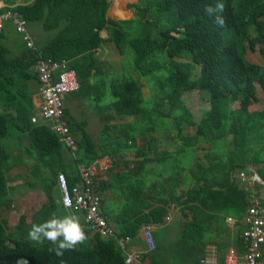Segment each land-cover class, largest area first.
<instances>
[{"label":"trees","instance_id":"16d2710c","mask_svg":"<svg viewBox=\"0 0 264 264\" xmlns=\"http://www.w3.org/2000/svg\"><path fill=\"white\" fill-rule=\"evenodd\" d=\"M0 1L6 5L0 13L11 10L28 24L40 23L45 31L55 30L37 45V50L24 44L25 48L14 56L2 43L4 27L0 32V208H9L8 195L15 191V179L26 177L7 176L23 158L11 160L18 155L2 142L10 136H15L21 145L19 155L34 160L29 170L33 178L27 176L24 180L30 188H41L44 194L32 218L27 221L20 214L12 231L7 230V220L0 217V264H24L25 260L27 264H61V260L63 264H126L125 251L117 240L135 237L141 225L161 222L172 203L185 205L191 220L184 223L178 238L162 244L155 240V247L147 248L142 258L149 264H193L213 221L219 223L229 216L240 222L247 205L246 192L233 174L264 163L260 153L264 144V107L249 110L259 101L257 86L264 91V64L246 58L251 39L264 56V0H223V27L204 11L206 4L215 5L217 0H138L129 4L134 14L130 19L107 17L108 0H24V4H18V0ZM104 28L107 40L123 56L118 78L100 56L103 42H108L100 36ZM46 59L64 60L75 70L79 88L67 98L84 99L98 115L103 122L100 141L96 142L88 132L87 120L77 118L67 106L68 127L77 144L73 153L47 124L31 121L37 92L33 85H38L33 67L38 60ZM141 78L156 81L154 111L159 121H170L168 130L184 141L182 149L197 146L202 138L211 142L216 159L190 169V178L180 194L176 186L183 177L181 173L178 178H164L158 197L151 195L150 189L145 190L143 182L135 185L132 171L110 174L95 189L101 195V213L117 225L115 235L102 237L84 227L87 239L63 257H56L48 252V242H30L27 232L32 224L58 216V212L70 213L60 203L58 173L65 175L71 187L79 180L78 168L100 158L107 157L115 164L124 151L133 150L135 156L145 158L139 161L145 165L152 152L161 159L171 156L169 152H157V142H163L155 136L145 148L136 145L137 138L147 139L146 133L155 132L159 125L152 124L151 111L143 106L145 84ZM186 92L187 103L193 94H198L199 109H205L198 120L182 98ZM234 103L238 107L234 108ZM162 104L166 105L165 112L160 110ZM117 115L130 116L132 120L117 125L113 122ZM190 126H195L194 133H182ZM167 134L170 138L171 132ZM255 171L264 177L263 166ZM109 187L119 190L123 198L122 210L116 215L102 209V195ZM236 246L241 253L240 236Z\"/></svg>","mask_w":264,"mask_h":264},{"label":"built area","instance_id":"2783aa9c","mask_svg":"<svg viewBox=\"0 0 264 264\" xmlns=\"http://www.w3.org/2000/svg\"><path fill=\"white\" fill-rule=\"evenodd\" d=\"M8 20L12 21L16 32L22 35L27 47L35 49L27 31V22L14 11L6 10L0 13V32L3 23ZM34 70L38 78L41 101L31 121L47 124L58 135L59 141L73 153L77 144L68 127L65 108L67 96L79 88L76 72L68 67L66 61L51 59L38 60ZM109 169L108 163L97 160L88 166H81L78 168L79 180L71 187L62 172L56 176L61 205L67 210L82 213L87 229L102 237L115 235L114 227L101 213V195L95 189L97 183L108 180ZM237 178L241 186L248 191L249 200L243 217L245 227L240 234L243 251L240 253L238 249L230 248L221 263L214 258L203 257L198 264H264V177L255 170H241L237 173ZM65 201L69 206H65ZM143 238L148 249L155 247L152 227H144ZM128 239L129 237L125 236L117 240L123 250ZM135 259L133 255L126 254L125 263L133 264Z\"/></svg>","mask_w":264,"mask_h":264},{"label":"crops","instance_id":"0c3cea01","mask_svg":"<svg viewBox=\"0 0 264 264\" xmlns=\"http://www.w3.org/2000/svg\"><path fill=\"white\" fill-rule=\"evenodd\" d=\"M122 2L123 0H114V2L112 1L113 4H111L109 8V11H108L109 14H112V16L114 17H123V15H121L123 14L121 12ZM17 3L24 4L26 2L24 0H18ZM116 4L118 7L116 6ZM4 7H6V5L2 1H0V10H2ZM106 15L107 17H109L108 13ZM113 19H119V18H113ZM29 25L30 24L28 23L26 25L27 31L29 32L32 38V41L34 43V47L37 50L38 48L37 45H40L44 41H46L44 40L45 39L44 32L42 31L43 29L40 23H38V25L35 27H33V25L32 27ZM3 27H4V39L2 43L9 49L10 51L9 55L14 56L20 53L21 50H23L26 45L25 41L22 38V35L16 32L15 27L11 20L5 21L3 23ZM104 29L107 31L106 28ZM101 31H100V36L104 38L105 40H107V38L102 36ZM107 34H108V31H107ZM104 43L105 42H103L102 46L104 45ZM34 68H35V65L33 67V70ZM33 86L37 87V92L33 96L35 106L37 107L41 101L39 91H38L39 83L38 85L34 84ZM145 98L146 97L144 94V99ZM68 100H71V98L70 97L66 98V101ZM85 103L87 104L86 101ZM250 106H249L250 111L259 110L257 108L250 109ZM233 107L234 108L238 107V103L234 104ZM197 110L202 111L199 108ZM117 116L130 117L126 115H117ZM186 128H189V127L184 128L183 130L184 134L190 135L194 132V130L193 131H191V129L186 130ZM151 133H154V132H151ZM173 133L175 134V132H172L170 135V138H168L169 136L168 134H166L165 135L166 140H164V142L161 141L163 143L157 142V147H158L157 152L158 153L162 151L171 153V156L165 159L158 158L159 156L156 157L154 152H152L147 157L148 162L145 165H141L139 162L145 158L137 157L135 155L132 156V158L117 157L115 159V162H116L115 164H113V162L110 161L107 157L100 158L97 161H100L101 163H108L110 165L109 175L111 174L112 176H115L120 173L125 174V173L132 171L134 173L132 181L135 183V185L143 182L144 189L145 190L150 189V194L155 197H158L157 193L159 192V186L162 183H164L165 177H167L168 175H177V178H178L179 176L178 173H181L183 177L180 181L177 182V186H176V192L177 194H180L183 191L185 184L188 183V180L190 178L189 177L190 169H194L197 163L209 165L210 164L209 159H211L212 161H215L216 155L215 153L212 152L211 142H206L202 138L199 139L197 146H194V147L185 146L182 149L181 144L184 143V141L181 142L178 139H176L175 138L176 136L173 135ZM153 136L154 135L151 134L149 139H145V140H140L139 138H137L136 145L140 147L141 149L145 148L146 146H148V143H149L148 141L149 140L151 141L152 140L151 138ZM137 142L139 143L137 144ZM18 167L19 166L13 167L10 171L15 169L16 172H13V174L9 176V173H10L9 171L7 176L9 178H12L20 174V171H18L17 169ZM247 170L251 171L254 169L250 168L249 166ZM109 175H108V178H109ZM233 177L236 178L237 181L240 182V180L237 178V173L233 174ZM239 185L241 186L240 183ZM242 188L244 189V187ZM244 190L246 192L247 205L245 207L244 214L242 218L240 219V222L238 223L235 218L229 217V216H225L224 219L221 220L219 223H217L216 221H213L210 231L205 236H203L202 242H205V245L201 246V248L198 250L199 255L203 253V256L199 257L197 253V257H195V260H193V264H198L200 259H202L203 257H211L221 263L223 261L225 254L228 252L230 248L237 249L236 245H237L238 237L240 236L242 229L245 227L243 223V217L245 215L247 206L249 204L248 191L246 189ZM262 190H264V188H262ZM122 205H123V198L119 190L111 189L109 187V189L102 195V209L109 215H116L117 213H119L122 210ZM185 207L186 206L183 204H176V203L170 204V206L168 207V212L162 218L161 222H159L158 224L147 223V224L141 225L138 230L137 235L135 237H129V239L126 240L125 248H124L126 254L133 255L134 257H136L133 264H149L147 259L142 258L143 254L147 251V245L143 238L144 227L147 225L152 227V234L154 237V241L156 240L157 244H162L166 241H170L175 238H178L181 234V229L184 223L191 220V213L187 209H185ZM69 212L70 213L68 214H74L79 217L80 223L82 227L84 228L85 223H84L82 213H80L77 210H72V211L69 210ZM183 212H186L188 214L184 215ZM64 215H67V214L62 213V214H59L58 216L63 217ZM109 223L114 227L115 233H116L117 225L113 223L112 221H109ZM195 253L196 251L194 252V254Z\"/></svg>","mask_w":264,"mask_h":264},{"label":"rangeland","instance_id":"374dc122","mask_svg":"<svg viewBox=\"0 0 264 264\" xmlns=\"http://www.w3.org/2000/svg\"><path fill=\"white\" fill-rule=\"evenodd\" d=\"M112 1L114 2V0H108L109 7L107 10V13L109 17L119 18V19H130L134 17L133 9L129 7V4L135 3L138 0H123L121 4L122 13H123L121 15H123V17H114L112 16V14H109L108 11H109L111 4H113ZM32 25L33 27H35L38 25V23H30L29 26L32 27ZM42 31L44 32V36H45L44 40H47L55 33V30H50V31L42 30ZM101 34L105 38L108 37L107 31L105 29L101 31ZM100 56L104 58L110 64L111 71L113 72L114 76L116 78L120 77L122 73L121 59L123 56H121L116 45L113 42H109V41L105 42L100 50ZM246 58L258 64H264V56L260 52L259 47L257 46V44L255 43L253 39H251L248 42V50L246 53ZM141 80L144 81V84H145L143 91H144L146 100L143 102V106L147 108L149 107L151 111L150 121H152V124L153 123L159 124L155 126L156 132L146 133V138L149 139V137L152 134L158 139L161 138V141L164 142V140H166L165 135L167 134V132L172 133V131L168 130L170 127V121L167 118L161 119V121H159V119L156 116V111H154L153 99L154 97L156 98V95H155L156 90H157L156 81L151 78H148V79L141 78ZM188 93L189 92L184 93L182 98L185 101L186 105H189L188 107L192 111V113L193 111H195V114L193 116L195 120H198L200 118L199 116L202 115V112L205 109L203 111L197 110L199 107H201V105L198 104L199 103L198 94H193L192 100H189L188 102L189 104H188L186 100V96ZM257 94L259 97V101L252 104L250 106V109H254V108L262 109L264 107V91H262V89L259 86H257ZM66 106L69 107L72 114H74L77 118L87 120L88 132L90 133V135L96 142L100 141L101 140L100 130L103 125V122L99 119L96 113L90 110L89 106L85 103V101L80 98H72L71 100L66 101ZM160 110L165 112L166 105L162 104V106L160 107ZM128 120L130 121L131 118L125 117V116H115V119L113 122L118 125L119 123H122ZM161 125L165 127L164 128L165 130L162 129ZM188 129H191V131L194 130L195 132L194 126L186 128V130ZM14 132L16 133V131ZM182 133L184 132L182 131ZM2 142H3V145H6L13 154L18 155V156H12L11 157L12 161L17 162L20 158L23 157L21 164L19 165L17 169L18 171H20V174H23L26 176L21 179L19 178L15 179L14 183L17 184L15 191L14 193H10L8 195V198H10L8 202L9 208L8 209L0 208V217H3L7 220L8 222L7 230L12 231L15 223L19 220L20 214H24L26 216L27 221H29L32 218V216L35 214L36 210L38 209V206L44 200V194L41 188L39 187L30 188V186L27 184L28 183L27 180H24L25 178H27V176L30 178V180L33 178L32 176L29 175L30 174L29 170L34 163V160L27 155H24V156L19 155V152H20L19 147H21V145L18 143V141H16V137L10 136L7 140L6 139L2 140ZM138 143L139 142H137V144ZM260 153H261V156L264 158V144H263V150L260 151ZM132 156H134V151L127 150L122 153V156L120 158H132ZM262 166L264 167V163H261L256 167L250 166V168H253L254 170H256L257 167H262ZM13 172H16V170L14 169L10 171L9 176H11ZM108 175H109V171H108ZM59 198H60V194H59ZM60 213L61 212H58L57 214L59 215ZM84 227H86V225Z\"/></svg>","mask_w":264,"mask_h":264},{"label":"clouds","instance_id":"9594fccd","mask_svg":"<svg viewBox=\"0 0 264 264\" xmlns=\"http://www.w3.org/2000/svg\"><path fill=\"white\" fill-rule=\"evenodd\" d=\"M204 11L213 18L214 23L220 27L224 26V18L220 15L224 11L223 0H217L215 5L206 4ZM65 206H69L67 201H65ZM27 239L38 245L48 242L50 245L48 252L56 257H63L66 251L74 250L77 245L82 244L87 236L79 217L67 214L63 217L52 216L41 223L32 224L27 232ZM24 264H27L26 260ZM61 264H63L62 260Z\"/></svg>","mask_w":264,"mask_h":264},{"label":"bare ground","instance_id":"6f19581e","mask_svg":"<svg viewBox=\"0 0 264 264\" xmlns=\"http://www.w3.org/2000/svg\"><path fill=\"white\" fill-rule=\"evenodd\" d=\"M116 2V1H115ZM119 4V3H118ZM116 6H117V4H116ZM120 6V5H119ZM118 7V6H117ZM116 8V7H115ZM120 9V8H119ZM122 12V11H121ZM116 15V14H115Z\"/></svg>","mask_w":264,"mask_h":264}]
</instances>
